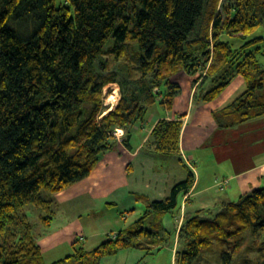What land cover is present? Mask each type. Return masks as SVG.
<instances>
[{
    "label": "trees",
    "instance_id": "1",
    "mask_svg": "<svg viewBox=\"0 0 264 264\" xmlns=\"http://www.w3.org/2000/svg\"><path fill=\"white\" fill-rule=\"evenodd\" d=\"M183 73L198 74L200 102L243 78V91L212 112L218 129L264 116V0H0V264H100L124 249L162 248L170 234L162 217L175 220L195 178L180 155L182 116L159 119L144 150L156 170L175 158L185 177L162 199L145 198L132 224L94 249L73 245L46 263L25 208L45 210L37 220L48 226L52 195L116 148V129L125 130L126 146L149 107L171 109ZM110 82L121 97L105 113ZM178 228L173 264H194L214 246L230 264L246 234L264 235V184Z\"/></svg>",
    "mask_w": 264,
    "mask_h": 264
},
{
    "label": "crops",
    "instance_id": "2",
    "mask_svg": "<svg viewBox=\"0 0 264 264\" xmlns=\"http://www.w3.org/2000/svg\"><path fill=\"white\" fill-rule=\"evenodd\" d=\"M197 76L181 74V91L171 109L159 103L149 107L144 121L131 128L126 146L116 138V148L104 153L86 178L54 194L63 221L40 233L36 239L45 262L65 257L63 254L70 252L78 240L84 242L103 235L112 237L123 230L113 229L119 217L125 220L129 214H136L147 198L162 199L170 186L185 177L186 171L179 162L171 163L165 170H156L154 158L144 150L151 129L161 118L182 116L180 155L195 175L186 194L188 201H184L186 196L180 200L174 247L184 217L235 201L264 184V116L223 129L215 127L212 120L214 110L243 91V78L236 76L217 98L200 102L194 99ZM118 130L123 136L125 130ZM110 209H115L119 216L113 218L114 225L105 224V219L109 222L105 212L106 218L95 221L98 214Z\"/></svg>",
    "mask_w": 264,
    "mask_h": 264
},
{
    "label": "rangeland",
    "instance_id": "3",
    "mask_svg": "<svg viewBox=\"0 0 264 264\" xmlns=\"http://www.w3.org/2000/svg\"><path fill=\"white\" fill-rule=\"evenodd\" d=\"M62 1L63 0H56V3L60 4ZM260 32H261V28L258 29L254 34H252V36H258L262 34ZM111 83H116V84L110 85ZM120 97H121L120 86L117 82H110L106 84L103 88V94H102V99L104 101V106H105L104 112L105 113L109 112L108 110L106 111V107H108V105L105 104L107 103L110 105V103L108 102L109 99H114L115 104L112 105V109H113L117 105ZM156 105H158V103H156ZM171 163L177 164L175 158L171 160ZM46 195L48 196L49 194ZM52 199L54 200L53 203L54 206L52 208L54 212L51 214L52 220L50 221L51 224H49L48 226H45L42 222L37 220L38 214H41L42 216L47 215V212L45 210L44 211L35 210L36 212H34V211H29V208H31L29 206H26L25 208V211L29 217L28 219L32 222L31 224H34L31 233L36 239L39 237L40 233H44L47 229H49L53 225L63 221L62 212L58 208L57 201L54 195H52ZM141 211L142 209L136 211V214H129L125 220H121L120 217L117 215L115 209H110L106 211L104 210L97 215L95 221L98 222V220L100 219L103 220V218H106L107 216L109 222L107 223V220L105 219V224L114 225L113 218L118 216L119 223L115 226L116 228L113 229L116 230L125 229L129 227L130 224H132V222L141 214ZM171 216L172 215L170 213H166L162 217L163 224L170 231V234L166 238V241L163 242L162 244V248H160L159 250L151 249L150 252L147 251L146 249H139V248L124 249L118 252L116 255H110L102 258L100 264H173V253L175 249L174 231L176 227V222ZM108 237H106L105 235L96 236L89 238L84 242L78 240L76 246L77 247L83 246L84 249L86 250H92L97 245H99L104 238L107 239ZM258 247L260 248V250ZM71 251L73 252V249ZM70 252H65L63 256L67 255L66 253H70ZM263 260H264V235H256L253 237L252 234L250 235L248 233L245 235L244 243L241 250L234 255L232 262L230 264H260V262ZM46 262L50 263L49 260H47ZM194 264H221L219 259V250L217 246H214L213 249L210 251H205Z\"/></svg>",
    "mask_w": 264,
    "mask_h": 264
},
{
    "label": "bare ground",
    "instance_id": "4",
    "mask_svg": "<svg viewBox=\"0 0 264 264\" xmlns=\"http://www.w3.org/2000/svg\"><path fill=\"white\" fill-rule=\"evenodd\" d=\"M255 37V36H254ZM259 38V37H258ZM262 38V37H261ZM257 40V39H256ZM242 42L244 43V41L242 40ZM258 46V45H257ZM115 91H116V88H115ZM108 102L110 103V105L109 104H107V103H105L106 105H108V107H106V111L108 110V111H110L111 109H112V105H114L115 104V102H114V99H109L108 100ZM113 103V104H112Z\"/></svg>",
    "mask_w": 264,
    "mask_h": 264
},
{
    "label": "built area",
    "instance_id": "5",
    "mask_svg": "<svg viewBox=\"0 0 264 264\" xmlns=\"http://www.w3.org/2000/svg\"><path fill=\"white\" fill-rule=\"evenodd\" d=\"M114 134H115L116 138H118V139H121L122 138V133H119V130L118 129H116L114 131ZM218 186H221V185L218 183ZM219 188H221V187H219Z\"/></svg>",
    "mask_w": 264,
    "mask_h": 264
}]
</instances>
